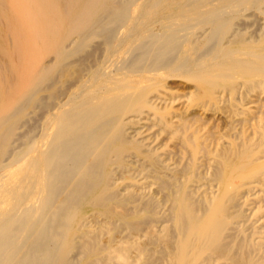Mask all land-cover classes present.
Listing matches in <instances>:
<instances>
[{
    "label": "bare ground",
    "instance_id": "bare-ground-1",
    "mask_svg": "<svg viewBox=\"0 0 264 264\" xmlns=\"http://www.w3.org/2000/svg\"><path fill=\"white\" fill-rule=\"evenodd\" d=\"M0 264H264V0H0Z\"/></svg>",
    "mask_w": 264,
    "mask_h": 264
},
{
    "label": "rangeland",
    "instance_id": "rangeland-1",
    "mask_svg": "<svg viewBox=\"0 0 264 264\" xmlns=\"http://www.w3.org/2000/svg\"><path fill=\"white\" fill-rule=\"evenodd\" d=\"M258 25H252L250 27L251 31H255L257 30ZM172 82V83H171ZM179 81L178 80H171L170 83L171 84H177ZM173 97L177 98V101L174 103V108H178L179 106L182 105H186V106H190L191 108L195 107L197 103H202V99L200 98L201 96L198 94H192L188 91H186L184 88H181L179 90H176L175 92H173ZM228 98L226 97V100ZM222 107L226 108L227 107V103L226 101L222 102ZM204 126H207L212 132L214 131H222L224 130V128L222 126H216L215 122H210L204 120ZM174 137L171 134H165L164 135V142H166V144L169 145L170 148L175 149L178 152V155H176V158H179V154H181V150H182V145H181V141L180 140H173Z\"/></svg>",
    "mask_w": 264,
    "mask_h": 264
}]
</instances>
